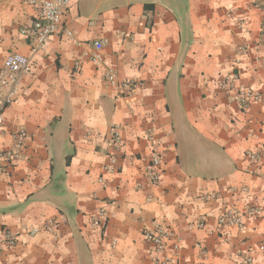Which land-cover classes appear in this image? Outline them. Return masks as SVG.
<instances>
[{
	"label": "crops",
	"instance_id": "0c3cea01",
	"mask_svg": "<svg viewBox=\"0 0 264 264\" xmlns=\"http://www.w3.org/2000/svg\"><path fill=\"white\" fill-rule=\"evenodd\" d=\"M83 1L73 0L59 32L32 54L22 32L37 10L0 0V75L10 52L32 57L0 122V149L13 146L12 133L29 134L20 160L0 173V237L18 239L0 264H155L171 244L158 254L145 235L165 227L179 237L172 264H245L246 256L264 264V159L246 156L264 148V0L121 9L100 0L84 11ZM96 41L110 69L138 89L122 94L105 81L89 58ZM233 76L260 101L243 110L238 90L220 86ZM155 155L157 185L146 175ZM247 205L258 213L243 229L219 230L225 210ZM102 207L109 216L95 228Z\"/></svg>",
	"mask_w": 264,
	"mask_h": 264
},
{
	"label": "built area",
	"instance_id": "2783aa9c",
	"mask_svg": "<svg viewBox=\"0 0 264 264\" xmlns=\"http://www.w3.org/2000/svg\"><path fill=\"white\" fill-rule=\"evenodd\" d=\"M73 0H27V3L37 10L36 20L30 29L24 30L23 35L31 39L33 48L32 54H36L44 50L49 39L59 32L63 24V20L67 10L70 8ZM68 35L72 36V32ZM104 41H96L93 43L94 52L89 55L90 60L98 67H104L105 81L119 93L125 94L129 90L138 89L141 84L129 79H119L112 69L108 66L101 50L103 49ZM78 67V66H77ZM32 71V57L20 54L18 52H10L4 60L3 72L0 75V122L4 121L5 110L16 101L19 95V87L22 76L30 74ZM238 78L233 76L231 80L220 83L224 89L236 88L240 97V104L243 110H247L252 102H258L261 99L260 94L246 86L237 85ZM13 146L9 149H0V173H5L9 167L18 162L21 158V152L26 146L29 139V134L25 130H18L12 133ZM113 143H119V134L116 129L113 134ZM246 156L252 162H261L264 159V148L261 152H247ZM162 160L155 155L152 158V164L146 172L151 184L157 185L160 182V167ZM107 173L112 172V167H105ZM99 182L104 184V179L100 178ZM229 191L234 193L235 188H230ZM243 192L247 188H242ZM218 198L217 195H206L205 200H213ZM258 209L254 206L247 205L243 209L228 208L218 218V228L221 230L224 227H236L243 229L245 219L248 215H255ZM109 213L107 207L99 209L92 218V226L97 228L108 219ZM204 224L199 222L197 228H202ZM55 225L53 222H48L43 230L52 232ZM42 229H34L32 234H37ZM146 240L152 244L154 250L158 254H163L171 244L170 254L163 259H157L155 264H172L177 258L181 248L179 237L175 234L171 227L159 228L145 235ZM17 236L10 231H5L0 237V253L4 250L15 247L17 244ZM264 250V244L262 246ZM245 264H252L251 257H245Z\"/></svg>",
	"mask_w": 264,
	"mask_h": 264
},
{
	"label": "rangeland",
	"instance_id": "374dc122",
	"mask_svg": "<svg viewBox=\"0 0 264 264\" xmlns=\"http://www.w3.org/2000/svg\"><path fill=\"white\" fill-rule=\"evenodd\" d=\"M100 0H84L81 3L83 11L85 8L90 9L92 6H95L99 3ZM104 8L107 9H121L127 6H137L140 3L144 2H153V0H105Z\"/></svg>",
	"mask_w": 264,
	"mask_h": 264
},
{
	"label": "trees",
	"instance_id": "16d2710c",
	"mask_svg": "<svg viewBox=\"0 0 264 264\" xmlns=\"http://www.w3.org/2000/svg\"><path fill=\"white\" fill-rule=\"evenodd\" d=\"M149 5H146V8L148 7Z\"/></svg>",
	"mask_w": 264,
	"mask_h": 264
}]
</instances>
